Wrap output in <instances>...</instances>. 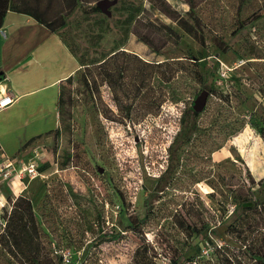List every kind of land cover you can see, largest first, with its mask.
<instances>
[{"label": "rangeland", "instance_id": "rangeland-1", "mask_svg": "<svg viewBox=\"0 0 264 264\" xmlns=\"http://www.w3.org/2000/svg\"><path fill=\"white\" fill-rule=\"evenodd\" d=\"M53 6L74 71L8 191L7 215L19 196L30 199L40 234L12 244L16 254L0 242V264H255L251 249L264 254V0Z\"/></svg>", "mask_w": 264, "mask_h": 264}, {"label": "crops", "instance_id": "crops-1", "mask_svg": "<svg viewBox=\"0 0 264 264\" xmlns=\"http://www.w3.org/2000/svg\"><path fill=\"white\" fill-rule=\"evenodd\" d=\"M73 71L74 59L58 31L29 13L7 12L0 27V81L17 99L0 111V145L18 166L27 158L24 146L53 127L57 85ZM14 184H0V190L8 195Z\"/></svg>", "mask_w": 264, "mask_h": 264}, {"label": "trees", "instance_id": "trees-1", "mask_svg": "<svg viewBox=\"0 0 264 264\" xmlns=\"http://www.w3.org/2000/svg\"><path fill=\"white\" fill-rule=\"evenodd\" d=\"M53 1L54 0H0V27L4 22L7 12L9 10H14L29 13L52 30L59 32L60 28L65 25V18L62 13L57 15L54 14ZM78 1L79 0H66L72 7H75ZM61 7H63V5ZM96 8L101 9L98 4ZM169 78L172 79L173 77ZM194 113L199 114L195 109ZM15 202V208L7 215V224L4 230L0 231V242L4 244V247L10 248V250H12V244L19 246L30 244V242L40 234V226L36 224L31 200L24 196H19ZM259 204L264 206V200L260 201ZM243 222L245 221L243 220L242 223ZM232 228L235 227L233 226ZM4 232L6 233L2 236ZM198 232L200 233L202 231L199 230ZM32 251L33 253L36 252L35 250ZM251 251L252 257L255 259V264H264V254H260L253 249H251ZM12 252L16 254L14 250H12ZM32 260L39 263L40 260L37 253L32 254ZM59 261H63L62 257L59 258Z\"/></svg>", "mask_w": 264, "mask_h": 264}, {"label": "built area", "instance_id": "built-area-1", "mask_svg": "<svg viewBox=\"0 0 264 264\" xmlns=\"http://www.w3.org/2000/svg\"><path fill=\"white\" fill-rule=\"evenodd\" d=\"M3 86V83L0 81V111L4 110L11 104H13L17 97L7 88L1 89ZM0 145V184H3L5 182L7 183H13L16 181L18 177L21 178V173L26 169V167L20 166L19 170L17 167L18 163L13 160L9 155L6 154L4 150H1ZM36 161V160H35ZM33 161L31 163V167L29 168V172L36 171V163ZM20 165V164H19ZM14 190V189H13ZM9 195L4 194L0 190V228L2 226H6L7 224V213L8 210L6 208L11 207Z\"/></svg>", "mask_w": 264, "mask_h": 264}, {"label": "water", "instance_id": "water-1", "mask_svg": "<svg viewBox=\"0 0 264 264\" xmlns=\"http://www.w3.org/2000/svg\"><path fill=\"white\" fill-rule=\"evenodd\" d=\"M98 5L100 6L102 10L106 8V3L104 1H99ZM209 94H210L209 90H206V89L199 93L194 103L195 111L201 112L205 109Z\"/></svg>", "mask_w": 264, "mask_h": 264}]
</instances>
